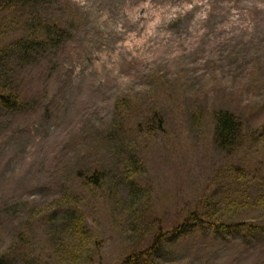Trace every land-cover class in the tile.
Instances as JSON below:
<instances>
[{"label": "rangeland", "instance_id": "1", "mask_svg": "<svg viewBox=\"0 0 264 264\" xmlns=\"http://www.w3.org/2000/svg\"><path fill=\"white\" fill-rule=\"evenodd\" d=\"M47 1L0 14V255L123 264L159 235L155 264H264V0ZM30 17L67 36L24 53Z\"/></svg>", "mask_w": 264, "mask_h": 264}, {"label": "trees", "instance_id": "2", "mask_svg": "<svg viewBox=\"0 0 264 264\" xmlns=\"http://www.w3.org/2000/svg\"><path fill=\"white\" fill-rule=\"evenodd\" d=\"M47 2H48L47 0H0V14H5L6 10H8V12L10 10L22 11L31 6H41L42 4L44 5ZM1 22L2 21H0V23ZM26 23L27 24L29 23L30 27L36 24V28H42V30L39 31L37 34L32 33L34 34V36H32L29 33L26 38H19L15 40L14 45L18 49L21 48L24 53H27L30 47H41L42 45H44L45 42L53 41V40L59 42L61 39L67 36L66 33L60 30L59 28H57V26L54 25V23L45 24L40 19H38L37 21L36 19H33L31 22V17L29 18V20L26 21ZM1 25H0V37L2 35L1 30L3 24ZM18 97L19 96H17V94H8V93L0 92V106L6 109H15L18 106H20V104L18 103ZM214 126H215L214 127L215 142L220 149L225 150L228 153H231L239 146L240 143L243 142V136L241 133L242 124L234 117L232 113L224 110H216L214 112ZM84 176L87 180H91L93 184L97 186L101 182L100 180L102 178V173L93 172L92 175H84ZM260 200L262 201V205L264 206V195L260 198ZM78 212L79 211H76V213L74 212V215L71 217V221L68 224V229L70 231L69 233H72V237H78V236L83 237V235L86 234L85 232L79 229L80 227L82 228L85 227V224H84V217ZM75 214H78L79 216L78 219H76ZM193 219H199V216L196 217V215L195 216L193 215ZM202 220L203 219L201 217L199 221L201 222ZM229 227H235V226H229ZM216 229L224 230V227L219 225V227ZM159 237H160L159 235L155 237L154 242L149 249H147L143 253L128 256L126 259H124L123 264H138L140 261H142V264H155L153 261H150L149 259L153 250L157 248ZM10 250L12 251H8L7 254L5 255L8 256V255H12L13 253L15 257L17 255L16 245H13V247H11ZM1 258H0V264H4L3 257ZM25 260L28 261V259ZM24 264H41V263L36 260H31L29 262H24Z\"/></svg>", "mask_w": 264, "mask_h": 264}]
</instances>
